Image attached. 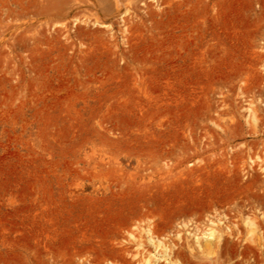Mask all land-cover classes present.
<instances>
[{
	"label": "rangeland",
	"instance_id": "rangeland-1",
	"mask_svg": "<svg viewBox=\"0 0 264 264\" xmlns=\"http://www.w3.org/2000/svg\"><path fill=\"white\" fill-rule=\"evenodd\" d=\"M263 131L264 0H0V264H264Z\"/></svg>",
	"mask_w": 264,
	"mask_h": 264
},
{
	"label": "bare ground",
	"instance_id": "bare-ground-1",
	"mask_svg": "<svg viewBox=\"0 0 264 264\" xmlns=\"http://www.w3.org/2000/svg\"><path fill=\"white\" fill-rule=\"evenodd\" d=\"M257 139H259V140H262V141H264V131L261 133V134H259V136L257 137ZM93 152V151H92ZM212 232V236L214 237V239H215V241L217 242L219 239H220V237L221 236H219L218 234H217V232L216 231H214V230H212L211 231ZM224 234H226V235H228L229 234V232L228 231H226ZM218 235V236H217ZM231 235V234H230ZM219 242V241H218ZM213 245V242H211V241H205L204 242V250H203V252H205V253H207V254H210V255H213L214 253H216L215 251H214V249L211 247ZM207 256V255H206ZM209 257V256H208ZM211 257V256H210ZM212 259V258H211ZM212 261V260H211ZM216 261V260H215ZM217 262V261H216Z\"/></svg>",
	"mask_w": 264,
	"mask_h": 264
}]
</instances>
